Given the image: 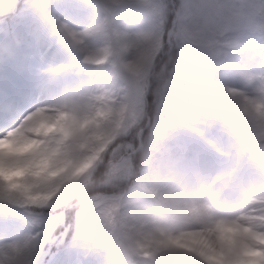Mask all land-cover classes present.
I'll return each instance as SVG.
<instances>
[{"label":"clouds","instance_id":"1","mask_svg":"<svg viewBox=\"0 0 264 264\" xmlns=\"http://www.w3.org/2000/svg\"><path fill=\"white\" fill-rule=\"evenodd\" d=\"M87 7L78 66L0 37V264H264V0Z\"/></svg>","mask_w":264,"mask_h":264},{"label":"rangeland","instance_id":"2","mask_svg":"<svg viewBox=\"0 0 264 264\" xmlns=\"http://www.w3.org/2000/svg\"><path fill=\"white\" fill-rule=\"evenodd\" d=\"M87 5L88 3L82 5L75 0H0V37H3L5 32L23 35L27 44L38 52L44 67L57 69L59 65L78 66L80 55L77 48L61 34L55 21L59 20L73 31L80 32L91 19L90 9ZM45 9L56 18L55 21L47 17ZM65 15H69L70 19L68 20ZM47 31L49 32L46 34ZM60 35H62L63 40L60 39ZM66 58L69 62L64 64L63 61ZM7 71V68L0 69V72L6 73ZM69 77L70 79L75 78L68 73ZM30 103L28 100H23V106L26 109ZM125 186L127 189L128 185ZM65 223L64 215L61 232L64 231ZM59 232L60 229L58 234ZM67 236L66 233V239H69L70 236ZM57 255L59 258L54 257L47 264H64L63 253L59 252ZM42 258L43 256L40 257V259Z\"/></svg>","mask_w":264,"mask_h":264},{"label":"snow or ice","instance_id":"3","mask_svg":"<svg viewBox=\"0 0 264 264\" xmlns=\"http://www.w3.org/2000/svg\"><path fill=\"white\" fill-rule=\"evenodd\" d=\"M53 19L56 18L53 17ZM56 22L59 24L60 30L71 40L73 46L79 47L84 42L86 34L71 30L67 25L60 24L59 20ZM24 92V84L19 77L11 72H0V99L23 103Z\"/></svg>","mask_w":264,"mask_h":264},{"label":"bare ground","instance_id":"4","mask_svg":"<svg viewBox=\"0 0 264 264\" xmlns=\"http://www.w3.org/2000/svg\"><path fill=\"white\" fill-rule=\"evenodd\" d=\"M54 21H55V20H54ZM55 22H56V21H55ZM63 62H64V64H67V63H68V62H66L65 60H64ZM61 66H62V65H59L58 68H60ZM64 66H66V65H64ZM67 67H71V65H67L66 68H67ZM69 78H70V77H69Z\"/></svg>","mask_w":264,"mask_h":264}]
</instances>
